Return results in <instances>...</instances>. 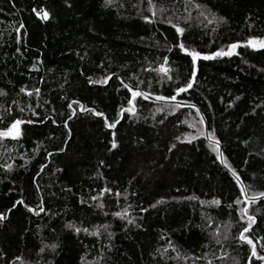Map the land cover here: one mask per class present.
I'll return each instance as SVG.
<instances>
[{"label":"trees","instance_id":"obj_1","mask_svg":"<svg viewBox=\"0 0 264 264\" xmlns=\"http://www.w3.org/2000/svg\"><path fill=\"white\" fill-rule=\"evenodd\" d=\"M153 4L0 0V130L25 121L0 138V264H264V199L245 202L198 111L149 97L121 111L124 84L169 97L191 78L176 99L199 108L224 165L259 196L264 49L245 42L264 38V0ZM180 43L240 46L198 59L192 77ZM249 224L252 245L239 238Z\"/></svg>","mask_w":264,"mask_h":264},{"label":"snow or ice","instance_id":"obj_2","mask_svg":"<svg viewBox=\"0 0 264 264\" xmlns=\"http://www.w3.org/2000/svg\"><path fill=\"white\" fill-rule=\"evenodd\" d=\"M114 2V0H105V5L108 6L110 4H112ZM148 5H149V11H152L153 7H154V4H153V0H148ZM39 12H43V19H47L48 18V13L46 11H43L42 9L38 10ZM153 15H155V13L153 12ZM143 19L148 22V23H151L152 21L150 20V18L148 16H143ZM211 23V21H209ZM173 27H175V31L177 34H182L184 29L177 26V25H173ZM246 45L252 49H264V38H249L246 42ZM239 43H232L230 45L227 46V50H224V49H219L215 52H211L209 54H202L200 51H196L194 49L190 50L188 49L185 44L183 43H180L178 45V47L180 48L181 51L185 52L188 56L191 57V60H192V77H195L196 75V62L198 59H203V60H210V59H213L215 57H222V56H232L233 54H235L236 52V49L239 47ZM160 71H166V69L161 66L160 67ZM102 82H107V77H105V80L104 81H97V83H102ZM124 88H126L128 90V92L130 93L131 95V98H129L127 100V104H128V108H122L121 111H128V112H132V113H135L136 109H135V101H136V98L137 97H143L144 99H147L148 96L146 94H144L143 92L141 91H138V90H133L132 87H130L129 85L127 84H124L123 85ZM192 87V79L190 78L189 81L187 82L186 85L184 86H178L176 89H175V93L176 95H178L179 93H182V92H185L187 91L189 88ZM136 88L138 89L139 88V85L136 86ZM21 92H24L25 89L24 88H21L20 89ZM36 91L37 93L39 92V89H36L34 90ZM176 95H172V96H169V97H162V96H158L157 99L159 100H164V99H170V100H176ZM174 107H180L179 104H176L174 105ZM159 111V109H157ZM21 111H23V109H21ZM95 115L97 116H102L103 113H100V112H96L94 113ZM25 123V121L23 120H20V119H17V120H14L11 122V124L6 128V129H3V130H0V138H3V137H10L12 139H16L18 138L20 135H21V125ZM29 123H31V121H29ZM200 123H203V121L201 120ZM105 126L106 127H114L115 124L114 123H108V121L106 120L105 121ZM211 138V137H210ZM112 147L115 148L116 147V143L115 141H113L112 143ZM62 151V149H61ZM218 151V149H217ZM219 158V156H218ZM241 195H244V192L242 191L241 192ZM259 196L261 197H264V192H260L258 193ZM93 199H96L95 197H93ZM193 199H195V197H193ZM161 201H157V203H160ZM239 201H237L238 203ZM18 203H23V201H19ZM214 203H219V201H214ZM16 205L14 204L13 207H15ZM28 211H33L32 208H28ZM40 211H44L43 208H40ZM241 212H242V215L244 216H247V219L250 221V222H254V218L250 215L247 214L246 211H244L243 209H241ZM115 215L119 216L120 213H115ZM5 217L3 216V214H0V220H3ZM131 222V221H130ZM68 227H73V225L69 224L67 225ZM251 227V224H249V227H246L243 229V231L240 233V239L241 240H244V241H247V243L249 245H252V240L245 236L244 233L248 232L249 231V228ZM77 232L81 231L80 228H76L75 229ZM83 231L87 232L88 230L87 229H83ZM95 234V233H93ZM52 247H55V245H53ZM252 255L255 256L256 255V251H255V248L253 247L252 249ZM17 260H20V257H16ZM260 259L264 260V257H260Z\"/></svg>","mask_w":264,"mask_h":264},{"label":"water","instance_id":"obj_3","mask_svg":"<svg viewBox=\"0 0 264 264\" xmlns=\"http://www.w3.org/2000/svg\"><path fill=\"white\" fill-rule=\"evenodd\" d=\"M130 87H132V86H130ZM132 88H133V90H138V89H136L134 87H132ZM148 97L150 99H152V100L161 101V102L169 103V104H175V105L176 104H179L180 107L196 109L198 111V114H199L200 119L203 121L202 124H203V136H204V138L206 140H208L209 142H211L213 144H216L218 146V154H217V158L219 156L218 161H219L220 165H222L230 173V175L232 176V178L237 182V184H238L237 186H239L240 191L241 192L242 191L244 192V195H242V196H243V198H245L244 199L245 202L248 203V202L258 201V200L264 199V197H261V196L248 197L247 194H246V192H245L244 186H243L242 182L240 181V179L238 178V176L224 165V163L222 161L223 159H222V152H221L220 144H219L218 141L212 140L208 136V130H207L206 120H205L203 114L201 113V111L199 110V108L195 104L188 103V102H183V101L178 100V99H176V100H170V99L159 100V99H157V97H154V96H148Z\"/></svg>","mask_w":264,"mask_h":264},{"label":"rangeland","instance_id":"obj_4","mask_svg":"<svg viewBox=\"0 0 264 264\" xmlns=\"http://www.w3.org/2000/svg\"><path fill=\"white\" fill-rule=\"evenodd\" d=\"M236 51H237V49H236Z\"/></svg>","mask_w":264,"mask_h":264}]
</instances>
